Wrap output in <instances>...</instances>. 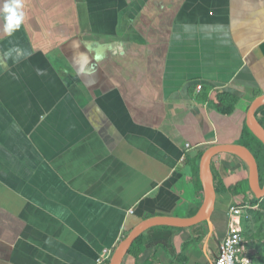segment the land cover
Listing matches in <instances>:
<instances>
[{
	"label": "crops",
	"instance_id": "crops-1",
	"mask_svg": "<svg viewBox=\"0 0 264 264\" xmlns=\"http://www.w3.org/2000/svg\"><path fill=\"white\" fill-rule=\"evenodd\" d=\"M23 4L11 37L0 21V264H98L141 219L201 205L199 152L239 143L264 94V0ZM221 90L238 96L229 114ZM255 115L264 127V104ZM211 169L209 220L152 227L121 264H212L231 188L254 196L240 156Z\"/></svg>",
	"mask_w": 264,
	"mask_h": 264
},
{
	"label": "water",
	"instance_id": "water-1",
	"mask_svg": "<svg viewBox=\"0 0 264 264\" xmlns=\"http://www.w3.org/2000/svg\"><path fill=\"white\" fill-rule=\"evenodd\" d=\"M264 104V94L256 96L247 109L245 125L248 130L264 145V127L257 119L255 111ZM220 152L233 153L243 158L249 168V186L253 196L257 199L264 198V183L260 182L258 162L252 151L241 143H217L205 148L199 158L198 178L203 190L202 203L196 212L190 216H150L138 221L128 233L120 240L113 250L107 264H121L128 253L132 243L146 230L155 226L188 227L199 222L208 221L213 211L216 190L211 169V160Z\"/></svg>",
	"mask_w": 264,
	"mask_h": 264
},
{
	"label": "trees",
	"instance_id": "trees-1",
	"mask_svg": "<svg viewBox=\"0 0 264 264\" xmlns=\"http://www.w3.org/2000/svg\"><path fill=\"white\" fill-rule=\"evenodd\" d=\"M215 98L218 102V109L220 112L224 114H229L233 111L234 105L238 100V96L228 90H221L216 92ZM239 143L247 146L252 153L254 154L259 167L260 172V182L261 184L264 183V145L263 143L257 139L246 127L244 126L243 132L241 133ZM202 151L199 152L198 158L200 157ZM200 184V182H199ZM231 192L233 193V197L235 199V203L238 205H242L246 201V194L248 192L246 186L243 183H237L233 185L231 188ZM251 205H257L260 209H263L261 212L260 210H255L253 207L248 209V214L251 215V218L254 219L256 222H259L258 233L256 236L261 235L264 237V198L257 199L253 197L250 199ZM196 210H193L191 214H193ZM168 227V226H166ZM145 233V232H144ZM144 233L140 234L137 239L132 243L131 247L129 248L128 253L135 255L137 258L139 253L143 251L142 247V240L144 237ZM262 255V254H261Z\"/></svg>",
	"mask_w": 264,
	"mask_h": 264
},
{
	"label": "built area",
	"instance_id": "built-area-1",
	"mask_svg": "<svg viewBox=\"0 0 264 264\" xmlns=\"http://www.w3.org/2000/svg\"><path fill=\"white\" fill-rule=\"evenodd\" d=\"M189 147V143L186 144ZM185 159L183 154L181 160ZM250 201L242 205L233 203L228 207L229 224L225 236L218 244L217 253L212 264H254L253 255L256 250L252 242L241 231L242 220L248 216V209L254 207ZM113 253L112 249H104L98 256V264H106Z\"/></svg>",
	"mask_w": 264,
	"mask_h": 264
},
{
	"label": "clouds",
	"instance_id": "clouds-1",
	"mask_svg": "<svg viewBox=\"0 0 264 264\" xmlns=\"http://www.w3.org/2000/svg\"><path fill=\"white\" fill-rule=\"evenodd\" d=\"M23 0H0V21L3 22V31L12 36L17 32L25 19ZM247 264V261H244Z\"/></svg>",
	"mask_w": 264,
	"mask_h": 264
},
{
	"label": "rangeland",
	"instance_id": "rangeland-1",
	"mask_svg": "<svg viewBox=\"0 0 264 264\" xmlns=\"http://www.w3.org/2000/svg\"><path fill=\"white\" fill-rule=\"evenodd\" d=\"M253 208L261 212L263 211V209H260L257 205ZM217 213L216 211L215 214ZM258 228L259 222L252 219L250 214H248L245 220H242L241 231L247 239L252 242V247L256 250V253L253 255L254 264H264V237H261V235L256 236L259 231Z\"/></svg>",
	"mask_w": 264,
	"mask_h": 264
}]
</instances>
